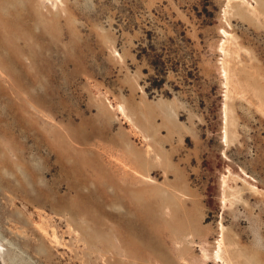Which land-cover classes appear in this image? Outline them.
<instances>
[{"label": "rangeland", "instance_id": "rangeland-1", "mask_svg": "<svg viewBox=\"0 0 264 264\" xmlns=\"http://www.w3.org/2000/svg\"><path fill=\"white\" fill-rule=\"evenodd\" d=\"M0 242L264 264V0H0Z\"/></svg>", "mask_w": 264, "mask_h": 264}, {"label": "water", "instance_id": "water-1", "mask_svg": "<svg viewBox=\"0 0 264 264\" xmlns=\"http://www.w3.org/2000/svg\"><path fill=\"white\" fill-rule=\"evenodd\" d=\"M0 264H3V246L0 244Z\"/></svg>", "mask_w": 264, "mask_h": 264}, {"label": "bare ground", "instance_id": "bare-ground-1", "mask_svg": "<svg viewBox=\"0 0 264 264\" xmlns=\"http://www.w3.org/2000/svg\"><path fill=\"white\" fill-rule=\"evenodd\" d=\"M0 244H2L1 242H0ZM2 246H3V244H2ZM4 250V249H3ZM4 258V257H3ZM6 261V260H5ZM3 264H6L4 261H3Z\"/></svg>", "mask_w": 264, "mask_h": 264}]
</instances>
